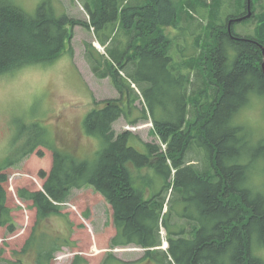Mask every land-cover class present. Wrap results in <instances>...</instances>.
I'll return each mask as SVG.
<instances>
[{
  "label": "trees",
  "instance_id": "trees-1",
  "mask_svg": "<svg viewBox=\"0 0 264 264\" xmlns=\"http://www.w3.org/2000/svg\"><path fill=\"white\" fill-rule=\"evenodd\" d=\"M224 1L88 0L89 23L67 13L58 16L48 1L32 15L11 0H0V76L53 62L80 25L93 28L105 46L102 53L92 42L85 44L94 74L110 78L119 92L116 98H94L85 119L87 134L104 143L93 160L80 159L43 128L42 138L27 137L24 157L36 151L44 156L41 147L53 153L51 171L41 173L43 189L18 190L22 201L32 202L38 222L60 214V204L74 189L92 186L112 207L116 234L111 248L136 245L154 264H264L253 250L257 233H264V191L249 184L254 162L245 159L237 141L243 131L238 114L252 94L264 92V26L255 36L237 34L236 23L229 32L230 20L248 13V0L233 1L235 15L222 9ZM206 8L210 18L203 24L200 9ZM165 28L184 30V36L169 35ZM180 38L192 44L193 53L184 56L173 49ZM140 98L144 109L133 119ZM121 117L133 124L150 119L165 149L131 130L117 135L114 123ZM191 145L203 152L204 167L188 162ZM15 163L10 159L0 166V227L9 231L15 222L5 170ZM162 227L167 249L161 248ZM58 250L40 252L37 264H51ZM108 258L122 262L111 251ZM72 264L88 260L76 255Z\"/></svg>",
  "mask_w": 264,
  "mask_h": 264
},
{
  "label": "rangeland",
  "instance_id": "rangeland-1",
  "mask_svg": "<svg viewBox=\"0 0 264 264\" xmlns=\"http://www.w3.org/2000/svg\"><path fill=\"white\" fill-rule=\"evenodd\" d=\"M11 1L32 15L36 14L43 1H48L58 16L67 13L76 18L84 15L86 3V0ZM233 1L225 0L222 7L231 15H235ZM206 9H200L205 14L203 24L210 18L209 9ZM252 10L254 19L235 22L234 30L237 34L255 36L257 29L264 26V0H254ZM73 29V36L66 43V49L53 62L28 65L0 76V166L6 165L10 159L16 162L5 170L8 175L5 183L7 204L12 208L15 230L0 227V264H9L8 261L15 264H37L39 253L51 247H60L54 253L51 264H72L76 255L86 258L88 264H154L145 259L147 251L136 245L107 248L110 246L107 238L115 228L113 212L109 201L92 186L74 189L67 202L60 204V214H52L40 222L32 202L22 201L18 196V190L23 187L42 190L45 180L41 173L50 172L53 165L52 150L46 147L40 148L44 156L38 155L37 151L23 156L29 135H32L33 140L42 138L40 131L43 128L59 145L67 146L82 160L95 159L104 147L100 138L87 134L85 119L93 108L94 98H115L119 92L110 78L100 79L94 74L85 44L87 40L94 39L92 43L95 47L102 52L104 48H99L94 35L88 34V30L82 26L76 25ZM165 31L169 35H178V38L184 36V30L181 32L179 29L165 28ZM200 31L201 28L197 33ZM173 49L184 56L194 52L192 44L188 45L183 38L174 43ZM135 89L140 92L137 86ZM137 106L138 109H134L131 115L133 119H137L143 112L142 99L137 100ZM189 109L188 119H192L194 111L191 103ZM237 121L243 127L237 136L238 147L245 153L246 160L254 162L248 171L252 180L249 184L256 191H264V92L250 96L248 105L238 114ZM114 129L117 135L131 130L144 141L159 144L163 149L166 147L161 143L150 119H141L133 124L121 117L114 123ZM197 131L194 133L197 134ZM187 160L204 167L203 152L194 145H191L187 153ZM155 175L151 174L150 178L153 179ZM186 222L181 221L189 225L190 222ZM161 234L164 241L168 242L164 227ZM32 237L35 239L29 243ZM168 246L162 245L165 249ZM108 250L122 262L108 258ZM253 250L256 256L264 260V233H257Z\"/></svg>",
  "mask_w": 264,
  "mask_h": 264
},
{
  "label": "crops",
  "instance_id": "crops-1",
  "mask_svg": "<svg viewBox=\"0 0 264 264\" xmlns=\"http://www.w3.org/2000/svg\"><path fill=\"white\" fill-rule=\"evenodd\" d=\"M88 0H86V2H87ZM83 11H84V15L82 16L81 15V17L79 18L78 17V19H82V20H86V21H88L89 23H90V15H89V13L85 10V9H83ZM71 16V15H70ZM73 17H75L76 18V16L75 15H73ZM83 27V26H82ZM83 28H85V27H83ZM86 30H88V34H92V35H94V38L96 39V41L104 48V50H105V46H103L99 41H98V36H97V34L95 33V31L93 30V28H91V29H88V28H85ZM74 30V29H73ZM74 32V31H73ZM91 39H89V40H87L86 42H92V41H94V39H92L91 41H90ZM95 46V45H94ZM97 48V47H96ZM102 52V51H101ZM106 51H104V52H102V53H105ZM117 97H119V96H117ZM116 98V97H115ZM98 100H102V99H98ZM109 206H111V205H109ZM112 208V207H111ZM111 212H113L112 210H111ZM112 214V213H111ZM115 227V226H114ZM115 234H116V228H114V231H112V233L111 234H109V236H108V238H107V240H108V242H110V240H111V238L113 237V236H115ZM110 246L108 245L107 246V248H109ZM107 248H106V250H107ZM144 249V248H143ZM108 251H110V250H108ZM108 251H107V253H108Z\"/></svg>",
  "mask_w": 264,
  "mask_h": 264
},
{
  "label": "water",
  "instance_id": "water-1",
  "mask_svg": "<svg viewBox=\"0 0 264 264\" xmlns=\"http://www.w3.org/2000/svg\"><path fill=\"white\" fill-rule=\"evenodd\" d=\"M251 2H252V0H248V13L246 15H244L242 17H238V18H233V19L230 20L229 25H228L229 26V28H228L229 32L232 31V27H231L232 24H234L237 21H242V20L247 19V18L252 16L253 12H252V8H251ZM235 38L238 39V40L242 39V37H235ZM260 47L262 49L263 56H264V44H260ZM262 67H263V71H264V61L262 63Z\"/></svg>",
  "mask_w": 264,
  "mask_h": 264
},
{
  "label": "bare ground",
  "instance_id": "bare-ground-1",
  "mask_svg": "<svg viewBox=\"0 0 264 264\" xmlns=\"http://www.w3.org/2000/svg\"><path fill=\"white\" fill-rule=\"evenodd\" d=\"M99 45V44H98Z\"/></svg>",
  "mask_w": 264,
  "mask_h": 264
}]
</instances>
